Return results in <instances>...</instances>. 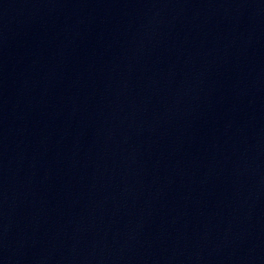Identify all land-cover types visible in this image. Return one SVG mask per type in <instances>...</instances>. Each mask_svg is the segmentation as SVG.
I'll return each instance as SVG.
<instances>
[{"label":"water","instance_id":"water-1","mask_svg":"<svg viewBox=\"0 0 264 264\" xmlns=\"http://www.w3.org/2000/svg\"><path fill=\"white\" fill-rule=\"evenodd\" d=\"M0 264H264V0H0Z\"/></svg>","mask_w":264,"mask_h":264}]
</instances>
